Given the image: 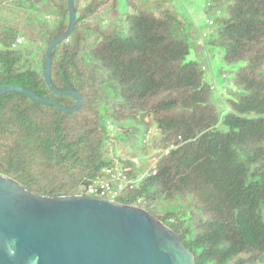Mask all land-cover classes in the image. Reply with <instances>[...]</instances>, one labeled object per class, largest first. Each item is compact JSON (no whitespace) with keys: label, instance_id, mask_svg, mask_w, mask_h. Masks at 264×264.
<instances>
[{"label":"trees","instance_id":"trees-1","mask_svg":"<svg viewBox=\"0 0 264 264\" xmlns=\"http://www.w3.org/2000/svg\"><path fill=\"white\" fill-rule=\"evenodd\" d=\"M205 2L199 29L172 0H75L51 80L70 84L82 106L66 113L1 96L0 176L40 196H74L120 165L133 182L116 202L155 216L197 264H264V0ZM68 27V0H0V86L73 108L44 78L46 50ZM218 54L224 113L206 77Z\"/></svg>","mask_w":264,"mask_h":264},{"label":"water","instance_id":"water-1","mask_svg":"<svg viewBox=\"0 0 264 264\" xmlns=\"http://www.w3.org/2000/svg\"><path fill=\"white\" fill-rule=\"evenodd\" d=\"M68 30L46 50L44 78L52 92L77 101L66 108L17 85L0 86V97L19 93L41 104L74 113L81 95L70 84L57 89L51 80L53 52L74 31L75 0H68ZM0 264H197L173 230L140 207L74 195H37L0 176Z\"/></svg>","mask_w":264,"mask_h":264},{"label":"built area","instance_id":"built-area-1","mask_svg":"<svg viewBox=\"0 0 264 264\" xmlns=\"http://www.w3.org/2000/svg\"><path fill=\"white\" fill-rule=\"evenodd\" d=\"M25 43V39L19 37L15 46L20 47ZM108 128L110 131L114 130L113 125H108ZM153 132L154 130H149L147 137H151ZM175 148V145H171L166 149H157L155 151V161L156 157L168 156ZM132 182L133 181L127 177L122 167L116 165L115 167L105 169L102 176L87 183H83L80 187L79 195H86L116 202L119 194L126 190L128 186H132Z\"/></svg>","mask_w":264,"mask_h":264},{"label":"rangeland","instance_id":"rangeland-1","mask_svg":"<svg viewBox=\"0 0 264 264\" xmlns=\"http://www.w3.org/2000/svg\"><path fill=\"white\" fill-rule=\"evenodd\" d=\"M156 2L160 0H154ZM172 5L177 14H179L183 19L192 21L197 28L205 29L207 27V21L210 20V15L206 14V2L205 0H172ZM125 5L121 3V11L125 9ZM207 64V79H211L215 77V85H216V105L221 112H225L226 106L224 100L227 98L226 92L222 89V83L218 79V70L222 65L221 62V54L216 55V57L210 59L206 62ZM225 70L234 73L238 71V68L224 66ZM223 97V100L219 97ZM139 138H141V134H139Z\"/></svg>","mask_w":264,"mask_h":264}]
</instances>
